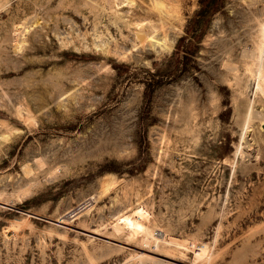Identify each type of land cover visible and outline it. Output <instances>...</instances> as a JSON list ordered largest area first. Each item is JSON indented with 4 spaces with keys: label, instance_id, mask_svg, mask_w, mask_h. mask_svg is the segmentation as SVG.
Returning a JSON list of instances; mask_svg holds the SVG:
<instances>
[{
    "label": "rangeland",
    "instance_id": "374dc122",
    "mask_svg": "<svg viewBox=\"0 0 264 264\" xmlns=\"http://www.w3.org/2000/svg\"><path fill=\"white\" fill-rule=\"evenodd\" d=\"M200 1L0 0V264H142L139 204L154 260L264 264V0Z\"/></svg>",
    "mask_w": 264,
    "mask_h": 264
},
{
    "label": "bare ground",
    "instance_id": "6f19581e",
    "mask_svg": "<svg viewBox=\"0 0 264 264\" xmlns=\"http://www.w3.org/2000/svg\"><path fill=\"white\" fill-rule=\"evenodd\" d=\"M29 21H28V24L30 22H33V21H30V22ZM21 24H23V23H21ZM24 24H25V22H24ZM31 24L34 25V23H31ZM31 24H29V25H31ZM16 25L18 26V24H16ZM27 26L24 25V27H22V25H21V27H18L15 29L16 30L15 34H17V36H19L18 38H20V36L25 31L27 33V29L30 28V26H29V28ZM19 28H22L20 33L18 32V30H20ZM262 28H263V35H264V25ZM244 55L245 54H243L242 57H245ZM246 57H248V59H249V57L252 58L253 61H254V58L257 57V61H258V67H257L258 69H257V73H256V77H257V83H256L257 86L256 87H257V89L256 88L255 89H256V94H257V92H259L264 96V43L262 46H260L258 48L257 53H256V51L255 52L247 51ZM246 57H245V60H246ZM228 62L224 61V63H228ZM255 62H253V63L255 64ZM230 63H231V61H230ZM228 65H229V63H228ZM233 65L234 64H232V66ZM226 66H227V64H226ZM226 66L224 68L228 69V67H232L231 64L228 67H226ZM246 66H248V65H246ZM236 67H238V66H236ZM230 69H231V70H229L230 73H232L231 71H235L234 67L230 68ZM249 70L251 72L250 66H249ZM233 73L236 74V72H233ZM237 74H238V72H237ZM245 117H246V119H245V125H244V132L242 134V140H244L245 144L248 145V147H250L251 146L250 138L247 135H249V132H251L252 130L250 129L251 125H249V123L255 119H258V121L264 120V111L263 110L257 111L256 109H254V105H251V108ZM243 147H244L243 145H239V151L242 155L245 154V150ZM244 157H246V156H243V158ZM150 219H151V213H150L149 209L144 204H139L137 207L132 209L130 212L121 213L119 216H117L115 223H113V229L117 235H119V236L124 235L126 237V239H125L126 241H128V242L137 241V243L140 245L141 249H143V251H144L142 253H137V257L140 259L142 264H145L144 261H147L149 264H163V262L161 263L160 261L154 260L151 256H149L148 254L145 253L147 247L152 248V249L154 248V250L158 251L159 253H161L165 257H168L171 259L177 258V257L172 258L171 257L172 255L170 256L169 250L174 249V248H178V247L182 248L181 246L183 243H180L179 238L173 237V236H170L169 240L167 241L165 239L167 236L165 233H164V236H162V237L156 236V234H155L156 228L155 229L153 228L152 222ZM206 255H207V249L205 247H203V248H201V250L198 251V253H196L195 260L198 261V260L204 258ZM173 256H175V255H173Z\"/></svg>",
    "mask_w": 264,
    "mask_h": 264
},
{
    "label": "trees",
    "instance_id": "16d2710c",
    "mask_svg": "<svg viewBox=\"0 0 264 264\" xmlns=\"http://www.w3.org/2000/svg\"><path fill=\"white\" fill-rule=\"evenodd\" d=\"M209 1H210V0H201L200 3H201L202 5H204V6H207V4L209 3ZM207 9H208V7H204V10H206V12L208 13L209 11H208ZM215 9H216V7H212V8L210 9V10H211V14H213V13H215V12L217 11V10H215ZM214 10H215V11H214ZM212 11H213V12H212ZM184 40H185V37L181 38L180 41L178 42V45H177V47H176V51H175L173 57H176V58H177V57L181 54V49H182V48H185L186 51H183V50H182V52H184V58H185V59L188 58L187 56H189L188 54H189L190 48H189V46H185V47H183L182 42H183ZM190 40L192 41L193 38H190Z\"/></svg>",
    "mask_w": 264,
    "mask_h": 264
},
{
    "label": "built area",
    "instance_id": "2783aa9c",
    "mask_svg": "<svg viewBox=\"0 0 264 264\" xmlns=\"http://www.w3.org/2000/svg\"><path fill=\"white\" fill-rule=\"evenodd\" d=\"M75 211V210H74ZM74 211H72V212H74ZM155 234H156V236H164V232L163 231H161V230H156L155 231Z\"/></svg>",
    "mask_w": 264,
    "mask_h": 264
}]
</instances>
